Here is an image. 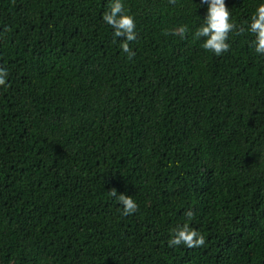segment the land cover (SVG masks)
<instances>
[{"label": "trees", "instance_id": "16d2710c", "mask_svg": "<svg viewBox=\"0 0 264 264\" xmlns=\"http://www.w3.org/2000/svg\"><path fill=\"white\" fill-rule=\"evenodd\" d=\"M225 3L216 56L201 0H125L127 59L107 0H0V264H264V57L238 31L255 0ZM189 209L205 244L169 247Z\"/></svg>", "mask_w": 264, "mask_h": 264}, {"label": "clouds", "instance_id": "9594fccd", "mask_svg": "<svg viewBox=\"0 0 264 264\" xmlns=\"http://www.w3.org/2000/svg\"><path fill=\"white\" fill-rule=\"evenodd\" d=\"M206 5V11L195 26L193 38L199 42V46L216 56L229 51L231 44L230 33L237 29V25L231 19V10L225 0H201ZM175 3V0H170ZM102 21L112 30L114 42L119 43L120 49L126 54L127 59L135 56V51L130 48L129 42L137 39L135 17L125 6V0H107V7L101 14ZM188 31L187 25H179L171 30H165L166 34L184 37ZM239 32L251 36V47L260 57H264V0H255V6L244 26ZM8 69L0 66V87L9 86ZM119 207L121 216H129L136 213L137 202L131 195L117 192L115 188L108 191ZM186 219L179 221L169 229L167 245L169 247L184 246L196 248L205 244V236L192 224L194 213L189 209L183 213Z\"/></svg>", "mask_w": 264, "mask_h": 264}]
</instances>
